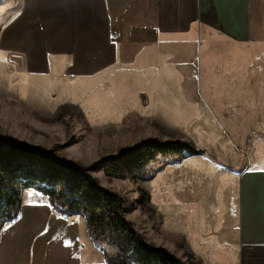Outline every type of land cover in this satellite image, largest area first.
I'll use <instances>...</instances> for the list:
<instances>
[{
  "label": "crops",
  "instance_id": "0c3cea01",
  "mask_svg": "<svg viewBox=\"0 0 264 264\" xmlns=\"http://www.w3.org/2000/svg\"><path fill=\"white\" fill-rule=\"evenodd\" d=\"M3 40L23 72L89 80L126 67L147 78L134 91L147 106L172 88L185 105L196 98L202 121L226 131L217 143L234 145L239 173L198 203L197 238L184 247L199 264H264V0H19ZM236 144L251 145L245 165ZM0 264L108 263L82 217L24 189L0 229Z\"/></svg>",
  "mask_w": 264,
  "mask_h": 264
},
{
  "label": "rangeland",
  "instance_id": "374dc122",
  "mask_svg": "<svg viewBox=\"0 0 264 264\" xmlns=\"http://www.w3.org/2000/svg\"><path fill=\"white\" fill-rule=\"evenodd\" d=\"M18 2L0 0V136L86 167L152 141L156 160H147L139 173L123 169L121 176H111L99 167L91 175L97 186L122 201L124 217L146 243L165 249L184 264H199L190 254L193 246L184 247L187 240L197 238L193 227L200 213L198 203L209 202L218 185L233 186L239 173L232 171L239 163L234 145L217 143L218 135L225 136L226 131L215 129L205 112L202 121L201 113L193 110L198 107L196 98L189 96L185 105L187 97L173 88L155 97L152 103L159 104L147 106L134 91L148 80L132 68L89 80L23 72L15 53L6 59L3 40ZM197 97L211 109L209 96L205 95L207 101ZM167 142L201 154L190 156L184 150L179 161L162 158L160 149ZM236 146L244 153L245 165L251 145Z\"/></svg>",
  "mask_w": 264,
  "mask_h": 264
},
{
  "label": "trees",
  "instance_id": "16d2710c",
  "mask_svg": "<svg viewBox=\"0 0 264 264\" xmlns=\"http://www.w3.org/2000/svg\"><path fill=\"white\" fill-rule=\"evenodd\" d=\"M152 143L125 148L86 167L0 136V229L17 218L22 190L33 189L47 196L57 213L82 217L108 264H184L165 249L146 243L124 217L122 201L97 186L91 175L99 167L111 176H121L123 169L139 173L147 160H156ZM184 150L190 156L201 154L178 142L165 143L160 154L179 161Z\"/></svg>",
  "mask_w": 264,
  "mask_h": 264
},
{
  "label": "built area",
  "instance_id": "2783aa9c",
  "mask_svg": "<svg viewBox=\"0 0 264 264\" xmlns=\"http://www.w3.org/2000/svg\"><path fill=\"white\" fill-rule=\"evenodd\" d=\"M72 222H73V220H72Z\"/></svg>",
  "mask_w": 264,
  "mask_h": 264
}]
</instances>
